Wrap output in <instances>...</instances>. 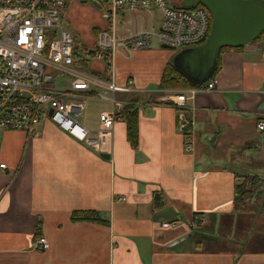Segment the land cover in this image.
<instances>
[{"label": "crops", "instance_id": "obj_1", "mask_svg": "<svg viewBox=\"0 0 264 264\" xmlns=\"http://www.w3.org/2000/svg\"><path fill=\"white\" fill-rule=\"evenodd\" d=\"M257 43L218 52L204 79H190L218 80L187 101L196 122L192 152L177 129V108L159 99L169 89L159 84L168 64L201 75L186 58L194 47L118 44L116 82L132 79L136 90L116 96L139 109L136 143L123 119L102 146L75 140L48 118L31 132L1 130L0 162L8 168L0 169V264H264ZM82 67L102 72L94 62ZM75 211L102 220L73 219ZM196 216L203 220L192 229ZM172 220L176 227L162 226ZM42 236L47 249L37 248Z\"/></svg>", "mask_w": 264, "mask_h": 264}, {"label": "built area", "instance_id": "obj_2", "mask_svg": "<svg viewBox=\"0 0 264 264\" xmlns=\"http://www.w3.org/2000/svg\"><path fill=\"white\" fill-rule=\"evenodd\" d=\"M74 0H0V130L31 132L37 123L50 119L69 136L89 146L104 145L113 135L118 111L125 103L118 92H131L134 81L116 82L115 58L118 43L136 51L148 48L156 39L172 49L202 43L209 31V14L202 6L181 7L173 0H82L101 4L104 25L93 35L92 45L77 46L75 33L62 23L66 7ZM157 9L159 24L151 30L120 36L117 22L121 12ZM95 38V39H94ZM264 59V43L258 42ZM100 64L102 74L83 69L85 63ZM218 80L203 85L163 90L160 101L177 108V129L187 152L195 145V117L187 105L197 94L215 90ZM84 92H87L85 95ZM106 98L112 105L99 114V126L92 130L82 122L84 105L74 97ZM264 130V121L258 123ZM0 162V169H7ZM203 220L196 216L190 226ZM178 220L162 223L173 228ZM37 248L47 249L40 237Z\"/></svg>", "mask_w": 264, "mask_h": 264}, {"label": "water", "instance_id": "obj_3", "mask_svg": "<svg viewBox=\"0 0 264 264\" xmlns=\"http://www.w3.org/2000/svg\"><path fill=\"white\" fill-rule=\"evenodd\" d=\"M201 1L210 11L213 27L207 42L200 48L186 51L198 75L188 74L189 79H204L213 65L214 57L223 46L240 47L253 42L264 31V0H183L181 6L190 8ZM166 47V46H165ZM191 54V57L188 55ZM194 81V80H193ZM195 82V81H194ZM104 156L108 157L104 154Z\"/></svg>", "mask_w": 264, "mask_h": 264}, {"label": "rangeland", "instance_id": "obj_4", "mask_svg": "<svg viewBox=\"0 0 264 264\" xmlns=\"http://www.w3.org/2000/svg\"><path fill=\"white\" fill-rule=\"evenodd\" d=\"M100 7V3H82V0H74L70 2L65 9V13L62 15V23L64 26L72 29L76 34L79 46L92 45L94 42L92 39L93 35H95V28L104 25L105 20L100 16L102 15ZM125 16V19H123L122 16L120 17V15L118 16L117 29L119 33L124 32L128 35L143 31L146 27V30H151L160 22V13L157 9L142 10L141 12H127ZM153 24L156 26L153 27ZM252 43L251 41L246 45ZM152 44L161 45L156 39H153ZM188 56L191 57V54ZM84 94L86 95L87 92H84ZM85 95L82 97H74L73 99L82 102L85 107L82 118L83 122L87 126L97 129L100 124L98 118L99 111L102 108L109 110L112 108V105L108 101L99 100L104 99L103 97L92 99ZM103 102L105 103L101 105ZM108 106L109 109L107 108ZM2 133L3 131L0 130V134Z\"/></svg>", "mask_w": 264, "mask_h": 264}, {"label": "trees", "instance_id": "obj_5", "mask_svg": "<svg viewBox=\"0 0 264 264\" xmlns=\"http://www.w3.org/2000/svg\"><path fill=\"white\" fill-rule=\"evenodd\" d=\"M196 5L202 6L205 9H207L208 14H209V20H210L209 31H208L206 39L198 45L190 46V47H194V48H196V47L200 48L207 42V40L210 36V33L212 31V27H213V19H212L210 11L201 1H197ZM99 30H100V28L96 27L95 28V34L98 33ZM75 36H76V34H75ZM76 39H77V46H79L78 38L76 37ZM259 41L264 42V31L255 40H253V42H259ZM242 47H244V45L240 46V47L223 46L218 50V52H222V51L230 50V49H240ZM219 68H220V61L218 62V59H217V63L215 65V70H214L215 72H213V75H215V73L219 70ZM93 73L97 74V75L102 74V72H97V71H95ZM203 84H204V82H198V83L192 82L184 74L183 71H181L179 68H177L173 64H168L167 67L165 68L164 72H163L159 86L163 89H182V88H188V87H196V86H200ZM118 115L122 116L123 120H125L127 122L129 139L131 140V142L136 143L138 140V136H139V133H138L139 109H138V107L133 102L129 101L128 103H126L125 105H123L121 107V109L118 111ZM71 217L73 219H77V220H79V219H89V220H96V221L102 220L101 218H99L97 216V214H95V213L88 214L87 211H75L72 213Z\"/></svg>", "mask_w": 264, "mask_h": 264}, {"label": "flooded vegetation", "instance_id": "obj_6", "mask_svg": "<svg viewBox=\"0 0 264 264\" xmlns=\"http://www.w3.org/2000/svg\"><path fill=\"white\" fill-rule=\"evenodd\" d=\"M182 1H183V0H181V2H180V3H182ZM196 2H197V1H196Z\"/></svg>", "mask_w": 264, "mask_h": 264}]
</instances>
